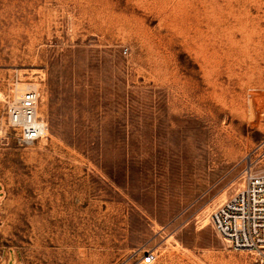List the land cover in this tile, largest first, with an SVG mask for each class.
<instances>
[{"label":"rangeland","instance_id":"obj_1","mask_svg":"<svg viewBox=\"0 0 264 264\" xmlns=\"http://www.w3.org/2000/svg\"><path fill=\"white\" fill-rule=\"evenodd\" d=\"M24 84L48 124L29 143ZM0 96L1 251L251 264L198 216L264 171V0H0Z\"/></svg>","mask_w":264,"mask_h":264},{"label":"built area","instance_id":"obj_2","mask_svg":"<svg viewBox=\"0 0 264 264\" xmlns=\"http://www.w3.org/2000/svg\"><path fill=\"white\" fill-rule=\"evenodd\" d=\"M41 98L40 88L31 86L8 105V127L23 142H34L48 134V124L39 113ZM250 165L245 169L244 187L216 208L211 222L231 248L250 254L251 264H264V171L255 173ZM155 257L148 253L143 263L151 264Z\"/></svg>","mask_w":264,"mask_h":264},{"label":"bare ground","instance_id":"obj_3","mask_svg":"<svg viewBox=\"0 0 264 264\" xmlns=\"http://www.w3.org/2000/svg\"><path fill=\"white\" fill-rule=\"evenodd\" d=\"M203 1V0H202ZM174 5V4H173ZM163 7V6H162ZM165 8V7H164ZM229 29V28H228ZM235 29V28H234ZM241 30V29H240ZM252 31V30H251ZM232 33V32H231ZM242 33V32H241ZM257 33V32H256ZM249 34V33H248ZM247 35V34H246ZM232 36V35H231ZM244 38V37H243ZM249 38V37H248ZM244 40V39H243ZM247 40V39H246ZM249 40V39H248ZM248 42V41H247ZM248 46H250V45H248ZM246 50H248V49H246ZM250 52V51H249ZM211 60V59H210ZM215 61V60H214ZM216 62V61H215ZM219 64V63H218ZM231 64V63H230ZM229 64V65H230ZM228 68V67H227ZM230 70V69H229ZM212 73V72H211ZM205 78H206V76H205ZM212 83V82H211ZM214 84H215V82H213ZM212 85V84H211ZM20 86V85H19ZM216 86V85H215ZM222 86V85H221ZM22 88L20 89V87H16V89H17V91H14L15 90V87H14V90H12L13 92H15L16 94L15 95H17V94H19V92H20V90H24L25 88H29L26 84H24V85H22L21 86ZM14 95V96H15ZM2 96L4 97V95H3V93H2ZM2 96H0L1 98H3ZM215 96V95H214ZM218 96V95H217ZM17 97L18 96H16V97H13L15 100L17 99ZM261 172H263V171H260V172H258V173H261ZM244 184H245V182L244 183H242L241 185H240V188L239 189H241V188H243L244 187ZM238 189V190H239ZM218 199V201H216L209 209L208 208H206L202 213H200V215L198 216V218H199V221L201 222V225H202V228H204V227H206L208 224H212V222H211V215H212V213L216 210V208H218L219 206H221L222 204H224L227 200H228V198H227V196H226V194H222L220 197H218L217 198ZM200 224V223H199ZM225 240V239H224ZM228 244H229V242L227 241V240H225Z\"/></svg>","mask_w":264,"mask_h":264},{"label":"crops","instance_id":"obj_4","mask_svg":"<svg viewBox=\"0 0 264 264\" xmlns=\"http://www.w3.org/2000/svg\"><path fill=\"white\" fill-rule=\"evenodd\" d=\"M0 264H22L17 253L0 250Z\"/></svg>","mask_w":264,"mask_h":264}]
</instances>
